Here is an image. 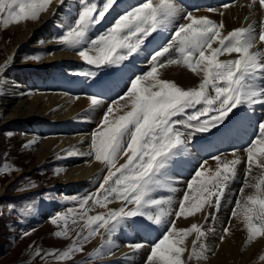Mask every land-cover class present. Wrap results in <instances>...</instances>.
<instances>
[{"label":"snow or ice","instance_id":"snow-or-ice-1","mask_svg":"<svg viewBox=\"0 0 264 264\" xmlns=\"http://www.w3.org/2000/svg\"><path fill=\"white\" fill-rule=\"evenodd\" d=\"M56 2L63 5L66 0ZM116 2L105 0L98 8L95 0H79L78 18L73 24H61L62 31L54 38L55 42L75 51L88 65L99 69L134 61L142 51H147V45L157 36L165 32L168 36L145 57L149 70L141 74L133 72L128 78L126 93L118 94V99L107 107L91 135L90 150H68L66 153L69 157H93L105 166L107 174L99 184L98 193L79 201L80 218L85 220L86 217L87 234L75 240L57 259L70 260L74 253L83 252L84 244L92 238L97 235L103 238L125 221L130 222L129 227L144 231H154V225L165 226L162 238L151 246L146 264H190L193 259H207L212 250L205 244H200L199 253L196 251L197 242L205 236L203 226L193 223L188 228H180L176 220L209 209L219 210L237 175V166L242 163L237 155L239 150L231 152V159L225 153L211 156L214 168L206 167L208 159L199 162L198 169L193 170L194 175L185 182L186 190L178 201V208L173 209L171 195L158 193L161 189L169 193L177 191L167 173L171 166L179 163L176 158L186 151L194 137L212 129L220 131L221 126L227 127L233 121L247 120L253 127V134L244 148L245 179L231 211L229 225L233 218L240 220L247 231L248 242L264 238V18L259 23L251 20V10L257 4L264 10V0H250L247 5H240L250 10V15L245 17V21L250 22L226 34L222 32L223 21L218 23L207 15L197 16L198 9L189 10L176 0H142L130 5L110 27L90 38L89 33L105 21L106 13ZM235 2L230 0L222 8L234 6ZM53 4L54 0H0V23L7 27L37 21ZM207 11L217 10L208 8ZM219 15L223 16L224 12L220 11ZM232 53H236L237 58L219 59ZM26 59L39 61L40 56ZM171 65L185 67L200 78L199 84L184 88L172 80L162 79L160 70ZM6 69L7 62L0 64V73ZM80 74L97 75L93 71ZM89 99L93 107L104 104L97 95ZM257 106L260 115L254 117L250 113H254ZM33 143L35 141H29L25 147ZM253 169L261 170L259 177L252 176ZM250 177L256 181L254 184L249 182ZM247 187L254 188L255 192L245 194ZM90 200L93 206L107 211L87 215L86 206ZM114 201H119L121 206L108 208ZM50 219L53 224L63 222L64 227L55 236L66 238L69 235L67 216L61 213ZM209 219L215 220L211 211L204 215L205 222ZM193 232L197 234V241H193L189 251L185 240ZM230 234V227L226 225L220 242ZM77 236L81 237V233ZM142 246L128 245L133 249ZM40 254L41 250L37 249L36 255ZM109 254L111 250L105 251V245L101 244L90 255ZM260 260L264 261V255Z\"/></svg>","mask_w":264,"mask_h":264},{"label":"bare ground","instance_id":"bare-ground-1","mask_svg":"<svg viewBox=\"0 0 264 264\" xmlns=\"http://www.w3.org/2000/svg\"><path fill=\"white\" fill-rule=\"evenodd\" d=\"M138 2H142V0H117L116 4L106 13L105 21L97 25L89 33V37L95 38L97 34L110 27L109 24L123 14L130 5ZM176 2L189 10L198 9L199 11H195L197 16L207 15L218 23L223 21L225 28L222 32L224 34L234 28L247 26V23L250 22L245 21V17L250 15V10L246 6H240L247 5L250 0H236L235 5L227 9L222 8V5L230 3V0H176ZM78 4L79 0H66L63 5L54 0L51 10L42 13L37 21L10 24L7 26L8 29L0 23L3 29H7L1 38L2 43L6 45L4 50L7 55L0 56V64L7 62L6 71L0 73L2 123L13 120L19 122L27 130L26 134H23L26 145L29 141H35L27 148L28 153L31 157L34 156L35 162L40 163L49 158L56 163L57 175L59 179L63 180L62 185L63 189L67 190L66 194L88 185H94L105 173L104 165L95 161L93 157H69L66 154L67 151L87 152L90 150L91 135L100 124L107 107L113 100L118 99V94L123 96L126 93V84L133 72L141 74L149 70L145 57L160 40L168 36L167 32L157 36L155 41L147 45V51H142L134 61L129 60L119 66L104 67L105 70L99 68L96 70L95 77L81 75L80 73H86L83 68H87L89 65L75 51L65 49L54 39V33L62 31V23L65 25L74 23ZM208 8L217 11L208 12ZM220 11L224 12L223 16L219 15ZM262 18H264V10H261L257 4L251 10V20H256L259 23ZM257 31H259V27H257ZM215 46L214 44L213 47ZM26 48L38 52L40 60L37 63L31 65L18 63L21 52ZM235 58H237L236 53L224 54L219 57L221 60ZM11 65L15 66L11 67ZM91 67L95 68V66ZM107 71L108 73H105ZM160 74L162 79L172 80L184 88L196 87L200 82L199 77L180 65L165 67L160 70ZM104 76L105 79H102ZM92 95H97L104 101V104L91 106L89 97ZM120 102L123 103V101ZM254 113L256 114L253 115L254 117L260 115L258 106ZM248 126L253 130L250 123ZM251 137L250 134L247 139L250 140ZM198 140L195 137L190 141L186 151L176 158L179 163L171 166L168 170L167 175L174 181L172 186L177 191L169 193L166 189H161L158 193V195L173 197V209L178 208V201L182 199L186 190L185 182L194 175L193 170L198 169L199 162L208 159L209 164L206 167H215V161L209 159L213 155L206 157V153L210 151H215L214 155L225 153L231 159V152L237 149L239 150L237 155L241 158L242 163L237 166V175L230 183L219 210H206V212H212L215 220L209 219L205 222L206 212L176 220V224L180 228H188L193 223L202 225L205 236L197 242L196 251L198 253L201 251V243L212 250L207 254V259L199 261L193 259L190 264H264V261L260 260V257L264 255V238L248 242L247 231L240 220L233 218L229 225L231 211L236 200L240 197L239 189L245 179V163L243 161L246 160V153L244 148L248 146L249 140L245 141L237 136L227 144L221 143V138L209 143L205 142L206 144L203 145L199 144L200 140ZM260 171V169H253L252 176L259 177ZM249 182L254 184L256 181L250 177ZM254 192L255 189L252 187L245 188V194ZM120 206L119 201H114L110 208L118 209ZM80 213H77L76 217ZM72 223L68 225V228ZM129 223V221H125L111 236L104 234L102 238L101 235H97L95 241L91 240L97 248L104 244L105 251L110 249L112 253L100 256L98 264H146L151 244L162 238L165 226L154 225V231H144L129 227ZM226 225L230 227L231 234L227 235L221 243L219 237L223 235V228ZM68 232L69 235L66 238H58V241H55L52 248L57 253L52 252L54 253L51 254L52 259H57V256L70 247L75 240L86 235L87 229L84 227L83 221H77L72 229H68ZM77 233H81V237H78ZM193 241H197L195 232L185 240L189 251L193 248ZM41 243L43 244V242ZM132 244L143 246L138 249L128 247ZM37 245L34 248L29 247L30 253L35 252ZM63 247L65 248L60 252ZM187 255L186 252L185 259ZM26 256L31 258V254Z\"/></svg>","mask_w":264,"mask_h":264},{"label":"rangeland","instance_id":"rangeland-1","mask_svg":"<svg viewBox=\"0 0 264 264\" xmlns=\"http://www.w3.org/2000/svg\"><path fill=\"white\" fill-rule=\"evenodd\" d=\"M95 2L99 8L102 7L105 0H95ZM80 9L81 5L78 4L76 18H78ZM5 29L0 25L1 57L7 55L4 50L6 45L1 40L7 30ZM60 34L61 31L55 32L54 38ZM33 56H39L38 52L26 48L21 52L18 63L27 65L37 63L38 61L26 59ZM14 66L11 65V67ZM87 68H83V71L97 70L96 67L90 65ZM101 69L105 70L104 67ZM2 120L3 118L0 116V264H98L100 257L90 255L97 249L91 242L92 239L95 241L97 236L84 244L83 252L74 253L70 260L52 259L51 254L48 253H57L52 248L59 238L55 236V233L61 231L64 225L63 222L53 224L50 218L56 214H65L68 218L67 230L73 228V219L76 222L83 221L85 223L86 217L85 220L80 218L82 213L76 217V214L81 212L79 201L87 195L98 193L99 184L107 174V169L104 166V176L99 178L94 185H88L66 194L67 190L63 189L62 185L63 180L59 179L57 175L56 163L49 158L40 163L35 162L36 159L34 156H30L27 151L28 147H25L26 142L23 134H26L27 130L19 122L15 121V123L13 120H9L2 123ZM214 130L208 132L210 136L206 140L200 139L204 133L198 134L196 138L200 140H198L199 142L207 143L214 136ZM251 132L253 131L245 132L244 137L246 138ZM211 153L213 152L206 153V157ZM110 207L111 203L108 205V208ZM86 210H88L87 215L89 216L107 211L105 208L93 206L91 200L88 202ZM70 223L72 224L68 228ZM100 231L104 232L103 229ZM26 232L29 235L25 236ZM114 232L106 234L111 236ZM36 245L37 249L41 250L40 255H36L37 249L32 253L28 250L29 247L34 248ZM64 248L60 249V252ZM30 254L31 258L26 256Z\"/></svg>","mask_w":264,"mask_h":264}]
</instances>
